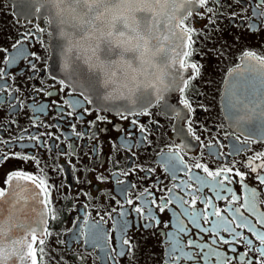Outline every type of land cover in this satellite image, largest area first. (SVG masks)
<instances>
[{"label":"flooded vegetation","instance_id":"1","mask_svg":"<svg viewBox=\"0 0 264 264\" xmlns=\"http://www.w3.org/2000/svg\"><path fill=\"white\" fill-rule=\"evenodd\" d=\"M187 3L183 84L109 109L52 68L43 0H0V196L30 181L47 209L26 264H264V134L223 98L244 57L264 79V0Z\"/></svg>","mask_w":264,"mask_h":264},{"label":"water","instance_id":"2","mask_svg":"<svg viewBox=\"0 0 264 264\" xmlns=\"http://www.w3.org/2000/svg\"><path fill=\"white\" fill-rule=\"evenodd\" d=\"M187 0H43L50 21V64L56 74L94 105L142 108L169 96L184 82L187 33L179 20ZM255 61L247 56L242 65ZM226 80L235 96L236 122L264 134V79L246 67ZM46 206L30 181L14 179L0 196V264H26L27 233L43 228ZM40 221V222H39Z\"/></svg>","mask_w":264,"mask_h":264},{"label":"bare ground","instance_id":"3","mask_svg":"<svg viewBox=\"0 0 264 264\" xmlns=\"http://www.w3.org/2000/svg\"><path fill=\"white\" fill-rule=\"evenodd\" d=\"M56 78V77H55ZM38 81V80H37ZM41 83V82H40ZM51 84H53V83H51ZM35 85V84H34ZM40 87V86H39ZM46 87V86H45ZM31 90V89H30ZM41 91V90H40ZM41 94H42V92H41ZM57 94V93H56ZM30 97H31V95H30ZM37 98V97H36ZM39 98V97H38ZM29 114V113H28Z\"/></svg>","mask_w":264,"mask_h":264}]
</instances>
